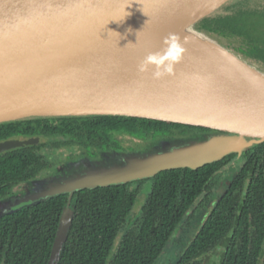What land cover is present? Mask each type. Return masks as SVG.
Masks as SVG:
<instances>
[{"label": "water", "instance_id": "95a60500", "mask_svg": "<svg viewBox=\"0 0 264 264\" xmlns=\"http://www.w3.org/2000/svg\"><path fill=\"white\" fill-rule=\"evenodd\" d=\"M231 1L0 0V123L32 117L113 115L231 133L185 144L163 141L158 150L119 155L113 164L81 160L64 176L14 200L6 209L60 192L71 194L85 187L149 177L159 170L197 168L264 141L261 85L241 77L237 80L238 76L217 67L216 74L223 78L221 87L212 81L205 93L184 88L159 91L158 85L138 82V78H148L140 57L142 41L153 43L157 37H151L153 31L184 13L190 30L224 51L230 65L238 61L264 75L262 65L223 45L220 36L199 28L204 18ZM166 34L164 30L159 37ZM28 143L6 140L0 142V152ZM70 215L67 210L61 218L48 264L56 262Z\"/></svg>", "mask_w": 264, "mask_h": 264}, {"label": "trees", "instance_id": "16d2710c", "mask_svg": "<svg viewBox=\"0 0 264 264\" xmlns=\"http://www.w3.org/2000/svg\"><path fill=\"white\" fill-rule=\"evenodd\" d=\"M255 1L232 0L204 18L199 28L240 42L243 48L234 49L264 67V12ZM166 125L181 124L113 115L32 117L0 123V140L38 135L48 138L50 148L75 144L83 150H111L122 143L132 145L133 138L152 139L165 132ZM52 136L63 141L55 142ZM260 146L253 145L247 157ZM38 148L27 145L0 154V197L49 165ZM246 162L250 168L254 164L252 158ZM219 164L159 170L141 181L85 187L5 208L0 212V264H48L67 210L71 215L55 264H203L204 257L214 254L215 264H264V226L252 223L264 216V175L241 170L188 235L194 202L209 189ZM146 180L150 192L140 214L131 217L137 191ZM242 185L244 196L238 190Z\"/></svg>", "mask_w": 264, "mask_h": 264}, {"label": "flooded vegetation", "instance_id": "af4514ba", "mask_svg": "<svg viewBox=\"0 0 264 264\" xmlns=\"http://www.w3.org/2000/svg\"><path fill=\"white\" fill-rule=\"evenodd\" d=\"M255 3L258 6H261L264 12V0H256ZM242 5H246L245 3H241ZM264 14V13H263ZM231 13L227 14L225 17H231ZM224 18V19H227ZM222 37V36H220ZM228 40H232L228 37H225ZM234 41V40H233ZM235 48L241 49L243 48L239 42L237 46L234 45ZM180 124V123H179ZM166 131L162 134H158L156 137L152 139H138L133 138L132 145L129 144H121V147L113 148L111 150H92V149H81L75 144H71L67 146L65 144L61 145L60 147L50 148L48 146L47 141L48 138L46 136H23V135H13L11 137H7L5 139L0 140V142L6 140H29V143L23 146L14 147L5 151L0 152V154L4 152H8L14 150L19 147L24 146H39L38 152L42 155H46L50 159L49 165L38 175L32 177L29 180L21 181L17 184L11 186L9 192L5 195L0 197V212H2L5 208L11 205V203L21 197H24L36 190V188L45 185L46 183L61 177L67 171L71 169L77 162L81 160H86L91 162L94 165H103L110 161L111 164L114 163L115 158L121 154H129L137 152L136 146L140 144L142 141L145 143L147 150H141V152L145 151H152L158 150L161 146V142H168L170 144H185L189 142H201L206 141L210 137H225L231 135L229 132L219 131L211 128H205L200 126H193V125H166ZM116 136V132L112 133ZM55 142L63 141L60 137H53ZM53 143L50 142V145ZM261 144L259 149L252 150L250 156L247 157V152L252 148L245 149L238 152H229L226 155L222 156L219 160L220 166L217 169L214 177L210 180L209 189L204 191L200 196L199 200L197 199L194 203H196V207L192 212H190V217L187 220V229L188 235L192 236L194 229H196L199 225L203 223L206 219L207 215L209 214L211 208L215 205L216 201L220 196H222L225 191L230 187V184L236 179L237 175L240 173L241 170H246L247 175H264V141L258 143ZM257 145V144H255ZM129 146V147H127ZM234 154V155H231ZM252 158L254 164L250 168L247 165L246 159ZM216 161H210L205 164H209ZM204 165V164H203ZM70 168L67 169L66 168ZM144 178H136L131 179V181L143 180ZM251 179L247 180L245 184H247ZM148 182L142 181L141 188L137 191V196L140 195L141 191L145 183ZM139 183V181L137 182ZM240 195L244 196L246 194V185H242L239 187ZM241 197V196H240ZM264 215V214H263ZM254 225L264 226V216L257 218L255 220ZM186 225V223L184 224ZM188 239L185 238V241ZM216 254L212 255L211 258L215 257Z\"/></svg>", "mask_w": 264, "mask_h": 264}, {"label": "bare ground", "instance_id": "6f19581e", "mask_svg": "<svg viewBox=\"0 0 264 264\" xmlns=\"http://www.w3.org/2000/svg\"><path fill=\"white\" fill-rule=\"evenodd\" d=\"M186 16H188L187 13L180 14L171 20V23L170 21L166 23L163 29L159 27L153 31L151 37L157 36L153 43L142 41L140 57L148 78H138L139 83L148 81L154 86L161 87L159 91L184 88L193 90L195 94L205 93L208 92V87L213 85L216 88L221 87L219 84L223 78L219 79L220 75L216 74L217 67L220 70L230 71L235 77L238 76L237 80L241 77L246 82H251L255 86L261 85L264 88L263 74L255 72L238 61L230 65L224 51L204 36L190 30ZM164 30L168 34L162 39V36H159ZM162 84L165 86L162 87Z\"/></svg>", "mask_w": 264, "mask_h": 264}, {"label": "rangeland", "instance_id": "374dc122", "mask_svg": "<svg viewBox=\"0 0 264 264\" xmlns=\"http://www.w3.org/2000/svg\"><path fill=\"white\" fill-rule=\"evenodd\" d=\"M219 40L222 41L223 45L230 47V49L231 48H235L234 45L237 46L239 44L238 41H236V40H234V41L233 40H228L225 37H220ZM145 148H147L145 146V143H140V144H138L136 146V149L135 150L137 152H140L141 150H145ZM114 163H115V161H114ZM65 168H66V170L67 169H70V168H67V167H65ZM69 171H67L66 173H68ZM65 174H63L62 176H64ZM46 186H47V183L45 185H42V186L36 188V190L37 189H40V188H45ZM150 189H151V182L148 181V182L145 183V185L143 187V190L141 191L140 195H138L137 198H136V202H135L134 207H133V209L131 211V214H130L131 217H133V216L136 217V216H138L140 214L142 205L144 204V202H145V200L147 198V193L150 192ZM203 264H215V261H213V259L211 258V255H209L207 257H204Z\"/></svg>", "mask_w": 264, "mask_h": 264}]
</instances>
